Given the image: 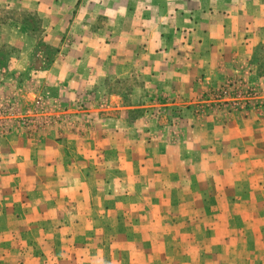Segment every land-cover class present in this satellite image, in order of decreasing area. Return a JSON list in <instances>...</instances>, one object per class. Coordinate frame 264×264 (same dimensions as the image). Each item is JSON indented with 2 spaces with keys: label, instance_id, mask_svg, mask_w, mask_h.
<instances>
[{
  "label": "crops",
  "instance_id": "0c3cea01",
  "mask_svg": "<svg viewBox=\"0 0 264 264\" xmlns=\"http://www.w3.org/2000/svg\"><path fill=\"white\" fill-rule=\"evenodd\" d=\"M55 2L0 0V99L39 97L38 84L53 81L48 73L47 81L40 78V66L49 67L53 60L42 53L26 18H54ZM110 3L109 11H98V35L105 38L98 52L106 53H98L93 80L86 85L79 73L62 81L66 106L93 90L98 107L81 111L70 106L65 113L79 114V122L64 125L62 135L0 139V258L6 255L13 264H90L92 259L98 264V225L117 227L121 207L134 209L131 202L143 183L154 184L153 193L164 200L188 192L185 183L190 193L195 187L202 195L198 203L193 201L199 208V202H208L206 194H243L246 178L264 177L263 111L224 122L215 116L195 118L188 108L196 96L232 77L264 87V0ZM48 28L46 33L55 32ZM7 49L16 55L3 57ZM90 63L77 60L84 68ZM162 104L181 111L182 118L169 128L171 136L148 116ZM233 134L234 141L229 139ZM163 147L177 151L169 155ZM136 153L146 163L159 157L162 169L138 174L144 161ZM247 161L257 164L247 171ZM231 162L244 165L232 172L240 180L236 188L222 180L232 176L226 166ZM201 165L214 168L221 179L217 189L204 184L214 174L199 170ZM142 203L147 209L156 207L144 196ZM159 208L169 209L164 203Z\"/></svg>",
  "mask_w": 264,
  "mask_h": 264
},
{
  "label": "rangeland",
  "instance_id": "374dc122",
  "mask_svg": "<svg viewBox=\"0 0 264 264\" xmlns=\"http://www.w3.org/2000/svg\"><path fill=\"white\" fill-rule=\"evenodd\" d=\"M110 1L56 0L54 9L51 8L57 15L54 18L45 20L37 14L27 16L28 24L33 27V38L44 49L42 53L44 51L45 55L53 60V64L49 67L40 66L38 69L40 78L47 81L45 74L48 73L49 79L53 81L45 82L46 85H43L42 82L38 84L39 97H23L19 101L15 97L0 99V103L10 105L12 116L23 117L21 121L15 118L8 120L6 124L10 132L0 139H5L13 134H24L27 137L36 134L38 137L62 135L64 125L71 122L75 125L76 122H79L77 119L79 114L72 113L73 111L65 113L70 109V106L81 111L94 110L98 107V93L93 90H87L91 97L72 98L70 105L66 106L65 100L68 97L63 92L62 81L64 76L68 78L71 76L73 79L74 75L79 73H83L86 85L90 80H93L91 76L95 70L98 71V53L100 56L106 53L105 51L98 52V43L105 40L103 35H98V11L100 12V8L101 11H109ZM104 19H107V24H109V18ZM50 26L55 30L53 34L46 33ZM60 29H63L64 32L60 33ZM2 54L7 59L16 55L15 51L11 49L4 50ZM78 58L89 59L90 66L84 68V66L78 65ZM240 78L244 79L241 76L232 77L220 87L196 96L192 104L188 106L191 115L195 118L215 116L219 120L227 122L228 119L239 120L252 111L264 112V87L258 89L255 82L246 78L261 94L262 99L257 104H252L247 110L233 105L218 110L206 104L214 91L225 87L230 80ZM95 85L91 84V87ZM165 104H162V108L153 109L155 112H150L148 116L159 121L158 127L162 128L164 132L168 131L167 135L171 136L174 133L169 130L174 128L175 119L180 120L182 116L180 110L164 106ZM166 107H170V110L164 111L167 109ZM260 113L264 115V113ZM230 137L232 138L229 139L234 141L236 135L233 134ZM162 150L171 155L175 154L177 148L170 151L163 147ZM143 152H141L142 155ZM234 153L238 156L240 150L235 149ZM137 154L136 159L139 158L140 161L146 159L141 154ZM145 161L143 169L137 170L138 174L146 175L149 170L152 172L158 166L160 169L156 171L157 173L162 169L161 165L163 164L159 157L155 158L153 162L146 163ZM227 164L231 167L229 170L231 174L240 171L244 166L241 162L226 163V166ZM256 164L247 161L245 163L247 171H250ZM263 165L264 159L262 160ZM211 167H214V164ZM147 168L149 169L147 170ZM203 168L207 169L208 173H215L214 168L211 170L208 165H201L199 170ZM232 168L235 170L231 171ZM201 179L202 177L198 178L199 183H201ZM205 179L204 184L209 189H217L221 180L215 174ZM222 180L231 188H236L240 182L233 174ZM142 181L144 180L142 179ZM262 181H264V177L246 178L243 194H206L204 196L209 199V203L201 201L198 205L199 208L194 207L193 201L198 203L202 195L195 187L190 188L193 189V192L190 193L189 186L185 183L183 188L188 192L179 195L180 198L172 193L166 196L167 200H164L162 196L153 193L154 184L150 186L148 182L143 183L138 188L140 192L134 194V202H131L134 209L128 212L124 207H121V216L118 215V217L123 219L119 220L117 227L98 225V264H264V184ZM172 182L174 183V179ZM172 182L168 183V189ZM195 186L198 187L197 184ZM141 188L143 192H141ZM116 196L120 198L125 195L117 194ZM143 196L147 202L154 201L156 207L144 208ZM180 199L183 203L178 202ZM228 200L230 202L227 207L230 208H225ZM162 203L169 209L159 208ZM222 205L224 208H218ZM203 206L206 207L203 208ZM0 264H13V261L5 255L0 258ZM90 264H94V259Z\"/></svg>",
  "mask_w": 264,
  "mask_h": 264
},
{
  "label": "built area",
  "instance_id": "2783aa9c",
  "mask_svg": "<svg viewBox=\"0 0 264 264\" xmlns=\"http://www.w3.org/2000/svg\"><path fill=\"white\" fill-rule=\"evenodd\" d=\"M261 99L258 89L245 78H240L230 80L225 87L214 91L211 98L209 97L206 101V104L218 110L229 108V105L237 108L240 106L247 110L252 104H257ZM11 118H15L18 121L23 119L19 115L12 116L10 105L0 103V137H5L10 132L6 123Z\"/></svg>",
  "mask_w": 264,
  "mask_h": 264
}]
</instances>
